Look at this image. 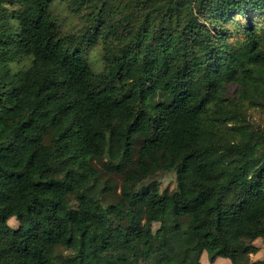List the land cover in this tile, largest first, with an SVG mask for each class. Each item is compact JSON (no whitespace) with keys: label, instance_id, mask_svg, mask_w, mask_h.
Listing matches in <instances>:
<instances>
[{"label":"trees","instance_id":"trees-1","mask_svg":"<svg viewBox=\"0 0 264 264\" xmlns=\"http://www.w3.org/2000/svg\"><path fill=\"white\" fill-rule=\"evenodd\" d=\"M256 111L264 0H0V264H264Z\"/></svg>","mask_w":264,"mask_h":264},{"label":"rangeland","instance_id":"rangeland-1","mask_svg":"<svg viewBox=\"0 0 264 264\" xmlns=\"http://www.w3.org/2000/svg\"><path fill=\"white\" fill-rule=\"evenodd\" d=\"M52 11L58 16L59 20H60V26L63 32H72L74 31V29L79 28V26L81 25V23L79 22L78 18L72 16L70 13H68V11L64 8V6H62L58 1H56L54 3V6L52 8ZM91 58L90 63L92 64V67L95 68V70H99L97 69V66H100V64L98 63L97 66H94V62L93 60H97L98 58V54L96 51H90L89 52V57ZM93 59V60H92ZM98 62V61H97ZM229 92H232V90L229 88L228 89ZM254 115V119L260 120L262 118V114H260L259 112H253ZM264 119V118H263ZM261 122H263L264 120H260ZM175 174L174 173H168L164 176L160 177V190L164 191V190H172L175 186ZM136 189V184L133 185V191H135ZM10 224L12 226H15L16 224L14 222H10ZM158 225L154 224L153 225V229H157ZM235 250L238 252H243V251H247L249 252V260L251 262L257 261V260H263L264 259V250H263V244L262 241L257 239V240H252V239H246L244 238L243 240H241L240 242H238L235 245ZM190 256L194 259V260H199L201 262H204V258L203 255L198 254L197 252L192 251L190 253Z\"/></svg>","mask_w":264,"mask_h":264},{"label":"crops","instance_id":"crops-1","mask_svg":"<svg viewBox=\"0 0 264 264\" xmlns=\"http://www.w3.org/2000/svg\"><path fill=\"white\" fill-rule=\"evenodd\" d=\"M220 261V263H223L224 262V260H219ZM226 264H229L228 262H225ZM216 264H218V263H216Z\"/></svg>","mask_w":264,"mask_h":264}]
</instances>
